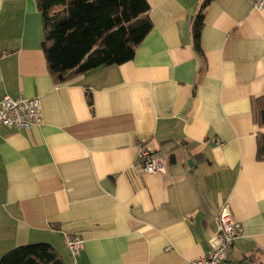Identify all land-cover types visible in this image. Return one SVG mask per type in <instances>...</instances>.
I'll list each match as a JSON object with an SVG mask.
<instances>
[{"label": "crops", "instance_id": "0c3cea01", "mask_svg": "<svg viewBox=\"0 0 264 264\" xmlns=\"http://www.w3.org/2000/svg\"><path fill=\"white\" fill-rule=\"evenodd\" d=\"M147 1L133 59L59 82L36 0H0V101L42 105L32 128L0 130V259L46 242L65 264H187L213 250L228 205L241 231L224 264H264V12L210 0L197 49L205 0ZM141 141L166 172L144 171ZM65 232L83 237L77 255Z\"/></svg>", "mask_w": 264, "mask_h": 264}, {"label": "trees", "instance_id": "16d2710c", "mask_svg": "<svg viewBox=\"0 0 264 264\" xmlns=\"http://www.w3.org/2000/svg\"><path fill=\"white\" fill-rule=\"evenodd\" d=\"M43 18V50L50 73L59 82L97 67L133 59L137 46L152 29L147 0H36ZM205 0L193 22L200 35ZM254 115L264 128V96L254 102ZM257 159L264 161V131L257 135ZM0 264H65L56 248L46 242L21 245L6 252Z\"/></svg>", "mask_w": 264, "mask_h": 264}, {"label": "built area", "instance_id": "2783aa9c", "mask_svg": "<svg viewBox=\"0 0 264 264\" xmlns=\"http://www.w3.org/2000/svg\"><path fill=\"white\" fill-rule=\"evenodd\" d=\"M249 1L256 10L264 12V0ZM41 117L42 105L38 97L5 96L0 101V130L2 128L30 129L41 120ZM216 143L222 142L216 140ZM139 163L147 173H164L167 169L165 159L156 156L152 147L145 141L139 143ZM217 220L218 230L213 250L187 264H224L228 260L241 227L234 220L228 205L221 207ZM65 244L74 255H77L84 245V239L80 235L65 232Z\"/></svg>", "mask_w": 264, "mask_h": 264}, {"label": "water", "instance_id": "95a60500", "mask_svg": "<svg viewBox=\"0 0 264 264\" xmlns=\"http://www.w3.org/2000/svg\"><path fill=\"white\" fill-rule=\"evenodd\" d=\"M188 162L191 164L192 160H189Z\"/></svg>", "mask_w": 264, "mask_h": 264}]
</instances>
